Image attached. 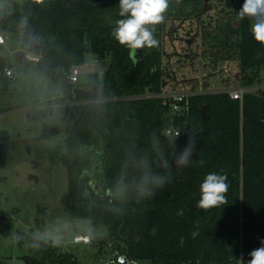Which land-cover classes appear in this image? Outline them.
I'll use <instances>...</instances> for the list:
<instances>
[{
	"label": "trees",
	"instance_id": "16d2710c",
	"mask_svg": "<svg viewBox=\"0 0 264 264\" xmlns=\"http://www.w3.org/2000/svg\"><path fill=\"white\" fill-rule=\"evenodd\" d=\"M9 1L21 3L20 13L2 10L0 18L5 26L22 27L23 49L40 58L42 70L62 69L69 75L89 54L111 58L104 81L108 101L97 102L95 94L77 89L68 78L62 82L69 99L79 104L63 118L67 121L75 111L74 123L67 129L66 152L60 157L68 173L66 203L76 208L77 219L109 230L106 240L91 243L102 250L113 241L115 251L130 260L153 264H248L250 252L264 246V96L247 92L240 101L228 94L204 92L179 102L187 109L178 116L171 107L172 99L165 104L162 98H143L150 90L155 95L177 91L175 84L165 83L175 79L163 68L165 21L156 26L158 45L133 54L110 35L120 19L119 0ZM237 3L233 21L212 39L235 51L240 72L252 84L247 74L259 75L264 69V48L252 36L253 21L247 17L237 20L244 0ZM203 7L204 0H171L165 20L198 16ZM174 27H183L182 21ZM9 80L5 73L0 75V99ZM169 125L197 132L196 150L187 167L172 163L173 149L161 134ZM153 134L170 161V182L145 200L138 199L133 188L124 199L117 198L115 185L126 159L148 153L155 161ZM186 141L187 134L177 138V153ZM200 159L205 161L203 166L196 163ZM153 169L164 174L155 163ZM210 172L226 173L229 191L227 204L205 211L196 205L200 184ZM138 175L128 168V181ZM193 231L199 233L195 238ZM23 260L25 264H79L62 247L30 249Z\"/></svg>",
	"mask_w": 264,
	"mask_h": 264
},
{
	"label": "rangeland",
	"instance_id": "374dc122",
	"mask_svg": "<svg viewBox=\"0 0 264 264\" xmlns=\"http://www.w3.org/2000/svg\"><path fill=\"white\" fill-rule=\"evenodd\" d=\"M20 8L19 1L0 0V11L13 15L19 14ZM237 8V0H204L200 15L165 20L163 68L175 76L172 82L166 79V84H175L177 92L184 95L191 94V88L195 87V91L221 94L243 89L264 96V69L259 75L249 72L253 83L248 84L247 76L239 70L235 51L224 49L212 39L221 33L222 26L233 21ZM181 21L183 27H174ZM5 24L0 18V30L6 39L0 51L3 64L0 75L7 68L14 71L16 78L9 80L0 99L4 114L0 119V264H25L23 257L30 253L26 244L8 243L2 227L5 222L10 234L28 235L63 221L71 222V232L62 246L64 252L73 254L79 264H110L117 243L109 241L100 250L98 245L76 244L72 240L74 234H84L91 227L99 233L96 240L103 241L109 230L102 224L77 219L76 208L67 206L68 173L60 157L66 152L67 129L74 123L75 111L70 112L67 121L63 118L67 110L79 105L69 99L62 82L76 73L80 79L74 85L77 89L91 91L97 102L108 101L104 81L111 58L89 54L85 63L72 69L69 75L62 69L44 71L38 62L19 59L20 54L31 56L22 46V27ZM152 95L155 94L149 92L143 98L151 99ZM52 98L70 106L51 110ZM136 264L153 263L141 260Z\"/></svg>",
	"mask_w": 264,
	"mask_h": 264
},
{
	"label": "clouds",
	"instance_id": "9594fccd",
	"mask_svg": "<svg viewBox=\"0 0 264 264\" xmlns=\"http://www.w3.org/2000/svg\"><path fill=\"white\" fill-rule=\"evenodd\" d=\"M171 0H119L118 15L115 26L110 35L120 46L128 49L130 53L144 48L156 47L159 41L155 38L156 26L165 21L166 14L170 8ZM252 20L251 33L256 42L264 48V0H244L240 8L237 20L245 18ZM164 135L168 145L173 149L172 163L177 168L187 167L192 161L197 145V132L195 130L186 132L187 141L184 148L177 153L175 143L181 132L174 126L169 125ZM152 153L155 161L150 159L148 153L142 156H130L125 160L124 171L116 181L115 196L124 199L130 188L135 190L136 196L140 200L151 198L155 191L170 182V161L165 155L164 149L160 145L159 137L153 134L151 139ZM163 169L164 174L153 169ZM203 166L205 161L200 159L196 162ZM134 168L139 175L127 179L128 168ZM223 170H221V173ZM216 172L208 173L200 184V199L197 201L199 209L208 211L215 207L227 204L226 193L229 191L227 174ZM71 232V222H58L56 225L46 227L42 231H35L28 235L13 232L8 237V243L12 245L25 242L26 247L33 250H40L42 247L59 248L65 245L67 235ZM199 233L192 232L195 238ZM99 233L89 227L84 234H74L72 240L75 243H91L97 239ZM183 243V238H181ZM264 245V241H261ZM251 260L248 264H264V246L250 252ZM125 257H120L119 264H125Z\"/></svg>",
	"mask_w": 264,
	"mask_h": 264
},
{
	"label": "built area",
	"instance_id": "2783aa9c",
	"mask_svg": "<svg viewBox=\"0 0 264 264\" xmlns=\"http://www.w3.org/2000/svg\"><path fill=\"white\" fill-rule=\"evenodd\" d=\"M6 44V39L3 37L2 35V31L0 30V46L2 47L3 45ZM30 55V54H29ZM33 61V62H38L40 63V58L37 56H25V61ZM77 67H74L73 69H76ZM5 76L9 79H15V73L12 69H5ZM69 82L72 85H76L80 82L79 76L76 73H71L70 77H69ZM204 93V91H192L191 94L188 95H184V94H180L177 91L176 92H165L163 91L161 94L158 95H152L153 97L151 98H162L165 101V104L167 103L168 100L172 99L174 102L171 104V107L173 108V111L175 114H177L178 116L180 115H184L186 113V109L187 107H183L180 106L178 103L182 102L183 100L187 99L190 96L196 95V94H201ZM245 90L243 89H238V90H234L228 93V95L234 99V100H240L242 101L244 98V94H245ZM65 99V98H63ZM70 105L69 103H66L64 101H62L61 99L58 100L57 98H52L51 99V105H50V109L51 110H57V109H61V108H68ZM4 116L3 112L0 109V119ZM177 131L181 132L180 136H184L186 134L185 131H181L180 129H176ZM167 131H165L166 133ZM83 242L80 243H76V244H82ZM85 244V243H83ZM90 244V243H89ZM120 257H125V264H136V261H132L130 260L126 255L121 254L119 251H115V253L112 256V259L110 260V264H119V259Z\"/></svg>",
	"mask_w": 264,
	"mask_h": 264
},
{
	"label": "water",
	"instance_id": "95a60500",
	"mask_svg": "<svg viewBox=\"0 0 264 264\" xmlns=\"http://www.w3.org/2000/svg\"><path fill=\"white\" fill-rule=\"evenodd\" d=\"M19 59L22 61V62H25V56L23 54H20L19 55ZM150 93H152V90L149 91Z\"/></svg>",
	"mask_w": 264,
	"mask_h": 264
},
{
	"label": "crops",
	"instance_id": "0c3cea01",
	"mask_svg": "<svg viewBox=\"0 0 264 264\" xmlns=\"http://www.w3.org/2000/svg\"><path fill=\"white\" fill-rule=\"evenodd\" d=\"M50 129V128H49ZM52 131V130H51ZM54 134V133H53ZM50 135V134H49ZM3 229H5L6 231H8V229H9V226H8V224H7V222H5L4 224H3Z\"/></svg>",
	"mask_w": 264,
	"mask_h": 264
}]
</instances>
